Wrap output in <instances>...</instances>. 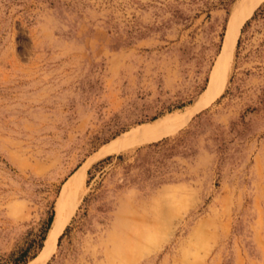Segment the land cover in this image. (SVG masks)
Masks as SVG:
<instances>
[{"label":"rangeland","instance_id":"rangeland-1","mask_svg":"<svg viewBox=\"0 0 264 264\" xmlns=\"http://www.w3.org/2000/svg\"><path fill=\"white\" fill-rule=\"evenodd\" d=\"M242 5L0 0V264L38 257L72 178L45 264H264V1L225 51Z\"/></svg>","mask_w":264,"mask_h":264},{"label":"bare ground","instance_id":"bare-ground-1","mask_svg":"<svg viewBox=\"0 0 264 264\" xmlns=\"http://www.w3.org/2000/svg\"><path fill=\"white\" fill-rule=\"evenodd\" d=\"M264 0H243V5L238 11L234 20L231 21L229 25L226 39L224 43V50L229 51L235 43L239 28L244 23L246 19L252 14L254 9ZM112 148V147H111ZM108 150V148H107ZM120 148H113L106 152V154L116 153ZM67 189H70L68 197H65ZM77 190L75 179L72 178L63 188L62 195L60 197L59 203L56 207V213L51 225V228L45 239L42 251L38 257L31 264H45V262L51 257L57 237L62 231L64 225L72 210L73 197L75 196ZM68 194V193H67Z\"/></svg>","mask_w":264,"mask_h":264},{"label":"trees","instance_id":"trees-1","mask_svg":"<svg viewBox=\"0 0 264 264\" xmlns=\"http://www.w3.org/2000/svg\"><path fill=\"white\" fill-rule=\"evenodd\" d=\"M49 222H50V219H49Z\"/></svg>","mask_w":264,"mask_h":264}]
</instances>
